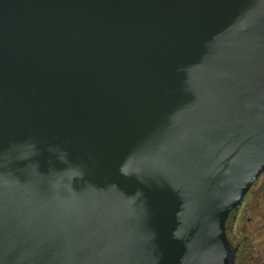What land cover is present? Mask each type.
<instances>
[{
  "label": "water",
  "instance_id": "obj_1",
  "mask_svg": "<svg viewBox=\"0 0 264 264\" xmlns=\"http://www.w3.org/2000/svg\"><path fill=\"white\" fill-rule=\"evenodd\" d=\"M264 170V0H0V264H229Z\"/></svg>",
  "mask_w": 264,
  "mask_h": 264
},
{
  "label": "flooded vegetation",
  "instance_id": "obj_2",
  "mask_svg": "<svg viewBox=\"0 0 264 264\" xmlns=\"http://www.w3.org/2000/svg\"><path fill=\"white\" fill-rule=\"evenodd\" d=\"M256 197V203L252 204ZM224 233L229 246V264H264V170L240 204L228 213Z\"/></svg>",
  "mask_w": 264,
  "mask_h": 264
},
{
  "label": "rangeland",
  "instance_id": "obj_3",
  "mask_svg": "<svg viewBox=\"0 0 264 264\" xmlns=\"http://www.w3.org/2000/svg\"><path fill=\"white\" fill-rule=\"evenodd\" d=\"M263 192V191H262ZM256 200H257V197H256V199L255 198H253V201H252V204H255L256 203ZM261 201H259L258 203H260ZM248 228V227H247Z\"/></svg>",
  "mask_w": 264,
  "mask_h": 264
}]
</instances>
